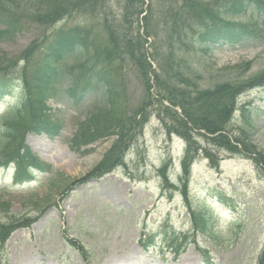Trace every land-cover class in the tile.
<instances>
[{
    "label": "rangeland",
    "instance_id": "rangeland-1",
    "mask_svg": "<svg viewBox=\"0 0 264 264\" xmlns=\"http://www.w3.org/2000/svg\"><path fill=\"white\" fill-rule=\"evenodd\" d=\"M159 3L162 0H153L154 7ZM107 4L119 14L120 0ZM92 18L72 21L91 27ZM259 26L250 48L215 47L208 55H182L192 58L209 84V79L233 78L232 67L242 63L250 62L249 75L256 74L264 69V22ZM39 36L42 31L30 27L0 40V66ZM123 75L121 95L127 98L128 110H134L147 98L144 82L132 64L123 67ZM7 101L0 103V114ZM106 102L99 93L81 105L65 97L51 100L49 113L62 132L53 139L29 134L26 141L55 173H36L35 179L21 184L15 181V167L0 172V224L15 217H38L31 227L12 234L0 253V264H257L264 249L263 171L247 157L232 156L198 138L202 147L219 156V166L212 167L201 156L193 165L186 197L179 181L185 177L181 169L185 144L170 138L156 115L131 141L124 166L100 180L71 185L114 143L115 138L98 142L88 152L74 143L79 124ZM230 130L236 136L247 130L250 140L264 150V87L238 99ZM168 160L170 183L179 186L177 191L164 188L159 174ZM3 203H10L9 214ZM176 249L185 251L175 257Z\"/></svg>",
    "mask_w": 264,
    "mask_h": 264
},
{
    "label": "trees",
    "instance_id": "trees-1",
    "mask_svg": "<svg viewBox=\"0 0 264 264\" xmlns=\"http://www.w3.org/2000/svg\"><path fill=\"white\" fill-rule=\"evenodd\" d=\"M146 1L152 0H120V18H110L107 0H0V40L27 27L45 30L42 39H36L17 58L0 66V100L14 89L15 81L20 87L18 102L26 101L25 107L9 108L0 118V167L14 163L17 177L26 171L32 174L30 168L39 167L24 137L29 132H45L52 138L59 135L62 126L47 114L50 99L65 96L79 103L95 91H103L106 108L83 122L75 139V144L88 145L109 135L119 136L102 162L79 182L101 178L123 164L122 155L129 142H134L137 132L143 129L155 101L150 94L153 75L159 96L156 101H168L173 107H163L159 117L168 133L187 142L182 163L186 178L198 151L217 165L216 156L200 148L196 135L231 154L250 157L264 170V153L249 141L247 132L235 136L230 130L237 99L250 89L264 86V70L250 76L251 64H242L233 68L238 75L232 80L203 86L205 77L200 69L189 59L179 57L181 50L208 54L211 46H251L257 38L258 21H264V0H176L165 3L157 14L149 5L143 21L147 35L158 39L151 55L157 72L147 61L145 39L135 32ZM79 16H92L93 26L80 22L69 25L70 19ZM246 16L255 20H242ZM65 20L68 22L63 27L49 31ZM127 62L134 64L148 96L130 113L125 106L127 98L120 90ZM63 86L64 92H59ZM168 165L160 170L165 182ZM2 207L9 213L10 204ZM31 223L33 220L11 219L8 224H0V247L15 229ZM258 264H264V251Z\"/></svg>",
    "mask_w": 264,
    "mask_h": 264
},
{
    "label": "bare ground",
    "instance_id": "bare-ground-1",
    "mask_svg": "<svg viewBox=\"0 0 264 264\" xmlns=\"http://www.w3.org/2000/svg\"><path fill=\"white\" fill-rule=\"evenodd\" d=\"M33 147V146H32ZM33 149H34V147H33ZM35 150V149H34Z\"/></svg>",
    "mask_w": 264,
    "mask_h": 264
}]
</instances>
